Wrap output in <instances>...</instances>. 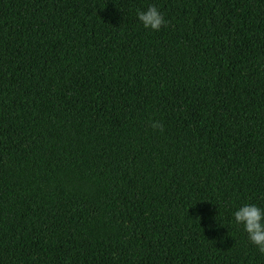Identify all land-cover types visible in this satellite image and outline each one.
Instances as JSON below:
<instances>
[{
	"label": "trees",
	"instance_id": "trees-1",
	"mask_svg": "<svg viewBox=\"0 0 264 264\" xmlns=\"http://www.w3.org/2000/svg\"><path fill=\"white\" fill-rule=\"evenodd\" d=\"M245 204L264 0H0V264H264Z\"/></svg>",
	"mask_w": 264,
	"mask_h": 264
},
{
	"label": "clouds",
	"instance_id": "clouds-1",
	"mask_svg": "<svg viewBox=\"0 0 264 264\" xmlns=\"http://www.w3.org/2000/svg\"><path fill=\"white\" fill-rule=\"evenodd\" d=\"M137 18L145 29L152 31H159L167 26V21L156 6H149L145 11H137ZM150 126L153 130L164 131L159 120L151 121ZM234 218L236 224L243 225L250 242L264 253V210L254 204H245L235 211Z\"/></svg>",
	"mask_w": 264,
	"mask_h": 264
}]
</instances>
